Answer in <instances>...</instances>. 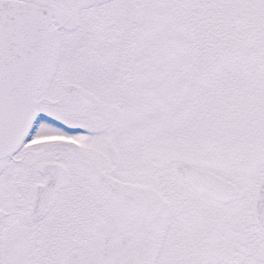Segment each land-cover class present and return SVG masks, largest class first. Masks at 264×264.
Listing matches in <instances>:
<instances>
[{"label":"snow or ice","instance_id":"1","mask_svg":"<svg viewBox=\"0 0 264 264\" xmlns=\"http://www.w3.org/2000/svg\"><path fill=\"white\" fill-rule=\"evenodd\" d=\"M0 264H264V0H0Z\"/></svg>","mask_w":264,"mask_h":264}]
</instances>
